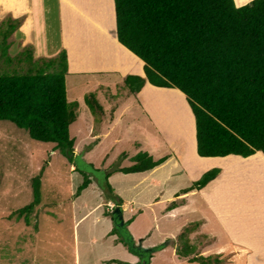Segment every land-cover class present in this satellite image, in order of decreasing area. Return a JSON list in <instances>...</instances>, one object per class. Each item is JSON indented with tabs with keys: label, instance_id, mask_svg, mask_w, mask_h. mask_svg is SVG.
<instances>
[{
	"label": "rangeland",
	"instance_id": "374dc122",
	"mask_svg": "<svg viewBox=\"0 0 264 264\" xmlns=\"http://www.w3.org/2000/svg\"><path fill=\"white\" fill-rule=\"evenodd\" d=\"M244 1L247 0H235L236 3ZM77 2L83 8H88L93 16L104 17L107 23L112 22L113 19L115 23L114 13L108 15L112 9L110 0H77ZM29 4L27 1V7ZM10 6L11 0H0V25L3 20H20L17 29L8 38L10 42L8 51L14 59L8 69L23 70L29 64L24 60L18 63V55L23 57V51L31 49L33 57L38 56H35L32 32H27L30 30L28 27L27 30L25 28L21 30L27 13L16 15L8 9ZM64 13L67 18L75 16L70 9H66ZM48 31L49 37L52 38L50 41H53L54 28L50 26ZM27 35L30 37L27 38ZM57 54L39 58L54 57ZM85 77L91 76L74 74L67 78L68 96L78 93L76 90L80 89L81 83L85 84ZM144 89L139 94L131 93L127 87L121 88V86L109 87V91L100 90L103 93L100 92L99 99L105 114L96 117L88 108L91 121L93 118V122L95 120L97 123L94 122L95 126H98L114 118L112 124L117 123V126L114 125L115 127L109 131L111 135L109 139L114 141L115 136L124 138L108 149L100 145L102 149L94 150L95 159L92 164H86L81 155H75L76 150H74L76 158L73 164L78 168L77 172L70 170L72 162L59 149L54 148L53 143L35 140L25 129L17 127L9 120H0V235L5 234L4 227H12V234H17L18 240L23 242L28 239L32 231L27 227H35L36 224L42 227L43 239L51 234L61 237L67 235L69 239L72 227H79L80 233H84L85 238L89 235L95 238L96 242L89 245L95 249L96 254L121 258L120 260L126 262L133 260L135 256L140 262V256L131 252L124 241L142 250L147 249L148 252H151L148 249L153 247L147 245L155 246L165 242L163 245L166 244L167 252L164 247L154 250L155 256L151 264H190L189 259L198 255L213 257L206 264H264V247H262L264 246V155L260 152L248 157L237 155L210 157L213 159L212 166L206 169L199 179L212 168H220V171L211 179V181L215 179L214 181L206 183L201 188L193 187L195 180L190 186L187 176L184 178L179 171H175L170 181L162 186H153L149 177L140 181L141 177L149 176L148 171L112 172L108 183L122 200L124 221L134 213L135 217L132 222L124 226L115 216L112 219L102 214L108 210L107 202L105 203V194L109 193L105 187L108 166L133 165L136 162L134 157L138 153L137 150L143 149H137L135 140L142 139L145 143L144 147L151 148L152 144L148 139L155 135L170 150L183 147L189 151L190 147L196 144L194 117L184 94L177 88L159 87L155 93L151 88ZM122 110L126 112L119 119ZM78 113V117L82 119L86 115L84 110ZM76 123L77 120H74L71 125V135ZM161 149L164 152V146ZM123 151L127 153L125 156L120 155ZM43 165L45 168L41 176V202L36 207V214L30 217V224L27 225L23 218L20 220H16L15 216L9 218L11 212L31 201V178L39 173ZM80 171L90 175L93 188L89 186L75 195L77 186L83 180ZM185 179L186 181H183ZM178 187L184 188L181 191L194 188L197 191L190 195L187 201L184 197L176 199V196L165 199ZM157 189L160 191L165 189L160 198H157L159 197ZM174 199L179 200L177 201L179 206L186 205L178 213L168 209L169 202ZM130 207L135 209L133 214L129 210ZM203 217L207 219L205 223H202ZM196 220H200L199 224H191ZM187 223L185 238L188 241H179L178 235L183 233L184 225ZM195 225L197 226L193 227ZM108 227L112 228V234L107 237L108 243H112L113 238L117 239L115 246L110 248L109 255L104 246L100 248V241H103L100 237ZM115 227L116 230H113ZM129 232L133 234L135 243H132ZM83 243L82 254L95 256L94 251H87L90 248L88 243L86 241ZM186 250L189 254L183 255ZM5 252L6 249L0 245V260ZM216 257L218 262L215 261Z\"/></svg>",
	"mask_w": 264,
	"mask_h": 264
},
{
	"label": "trees",
	"instance_id": "16d2710c",
	"mask_svg": "<svg viewBox=\"0 0 264 264\" xmlns=\"http://www.w3.org/2000/svg\"><path fill=\"white\" fill-rule=\"evenodd\" d=\"M114 11L118 41L144 63V76L127 75L123 87L137 93L147 80L184 93L194 117L196 150L202 157L264 155V0H250L240 6L235 0H114ZM18 22L8 19L0 25V120L11 121L35 140L53 143L73 162L75 140L70 125L76 120L78 102L67 99L66 51L34 58L27 49L23 57L17 56V62L24 60L29 66L8 69L14 62L8 38ZM85 102L96 117L105 114L96 92L86 93ZM134 160L133 165L118 171L148 170L164 158L153 160L141 152ZM44 168L31 178V201L11 212L9 218L30 223L41 201ZM219 171L208 170L193 187L201 188ZM80 173L83 180L75 195L91 182L88 173ZM107 178L105 187L113 193ZM176 204L172 201L169 208ZM108 214L114 216L113 211ZM186 226L178 235L179 241H188ZM124 244L140 256L135 264H149L152 252L163 247L160 244L148 252L127 241ZM186 254L187 250L183 252ZM212 258L198 255L189 260L206 264Z\"/></svg>",
	"mask_w": 264,
	"mask_h": 264
},
{
	"label": "crops",
	"instance_id": "0c3cea01",
	"mask_svg": "<svg viewBox=\"0 0 264 264\" xmlns=\"http://www.w3.org/2000/svg\"><path fill=\"white\" fill-rule=\"evenodd\" d=\"M27 1L30 3L28 7ZM110 1L112 9L110 14L108 12V15H111L113 12L115 18L114 0ZM249 1L250 0L244 1L242 3H235L237 6H240ZM8 9L19 16L27 13V16L25 15L26 18L21 27V30H24L23 28L27 30L26 27H28L30 30H27V32H32L31 38H33L34 40L33 47L34 51L36 52L35 56L41 57L55 55L61 49H64L66 51L68 62V73L65 79L67 99L68 101L78 102L76 117L77 123L73 127L72 135V124L70 125V135L75 140V155H81L86 164L94 163V150H97L99 148L102 149L100 145H104L105 149H108L112 144L121 142V139H123L124 137L120 138V136H115L114 141H111V139H109L111 137L109 131L117 126V123L112 124L114 118H110L108 120L109 123L107 122L106 124L95 126V124L97 123L94 120V124L93 118L91 121V117L87 110L89 106L85 102V95L88 92L95 91L99 99L100 92H102L100 90L109 91V87L114 88L117 86L125 88L123 87V81L127 75L138 74L144 76L143 61L118 41L116 35V20L115 23L113 19L112 22L107 23L104 17L97 18L96 16H93L89 9L86 7L83 8L81 4L77 2V0H11V6ZM66 9L72 10L75 13V16H69L67 18V15L64 13ZM50 26H52L55 31V39L53 41H50L52 40V38L49 37L48 29ZM28 35L27 38L30 37ZM74 74L83 76L89 75L91 77H85V84L81 83L82 86L80 87V89L77 88L76 90L78 93L70 97L68 96L67 78ZM96 74H101L102 76L96 77L94 76ZM113 74H115V76H113ZM145 87L151 88L153 90V93H155L156 89H159V87L152 85L146 80L136 94H139ZM163 88L168 89L167 87ZM80 110L86 111V115L83 119L78 117V112ZM125 112L126 110H122L120 112L119 119L123 117ZM148 140L152 144L151 148L144 147V140H135V144L138 147L137 149L143 148L140 151L137 150V152H147L153 160H157L159 158H164V160L160 164L148 170L139 171L141 173L148 171L149 175L141 177L140 181H143L144 179L149 177L151 180L150 183L153 186H162L166 182L170 181L171 175H174L175 171H179V173L181 172L183 174L184 178L185 176H187V181H189V184L191 186V184L193 183L192 181H197L200 175L206 169L212 166L211 163L213 162L211 160L213 159H211L210 157H202L198 155L196 144L195 146L192 145L189 151H187V149L183 147H180L178 149L171 148L170 150L169 147L161 142L155 135L151 136ZM163 146L164 152H162L163 149H161ZM51 152L54 151L51 150ZM105 152L107 153V151ZM152 152H154V154H152ZM126 154V151H123L120 155L125 156ZM122 167L124 166H108L109 170L106 172V176H108L107 180L109 179L112 172H118V170ZM70 170H72V172H77L73 162L70 164ZM165 173L167 174L165 175ZM190 178H193V180H189ZM183 181H186V179ZM89 186L93 188L92 179L87 187ZM182 189L184 188H176L172 193L173 196L171 195L165 199H170V197L174 198L176 196V199L184 197V199L187 201V198L197 191L196 188L191 189L187 192L181 191ZM164 191L165 189H161V191L160 189H157V192L159 193V197L157 198H160L163 195ZM105 196V203L107 202L106 208H108V210L102 212V214L113 219L112 215H107L110 211V206H119L122 211V217L124 220V207H122L121 205L122 200L118 196V193H116L113 189V193L109 192L105 194ZM176 199L172 201H179ZM172 201L169 202L168 209H173L172 211H176L177 213L179 212V210L183 209L186 206L185 204H181V206H179L177 202L176 206L169 208V205ZM39 204H37L36 207ZM36 207L35 212L32 215L36 214ZM113 207L112 211L114 209ZM129 210L132 212V214L133 212H135L134 207H130ZM132 216L135 217V213ZM130 217L128 218L130 219ZM116 219L117 221H119L118 218ZM201 220L204 221L202 223H205L207 221L206 217H203ZM125 223L126 221H124L123 225ZM124 226H126V224ZM4 228L5 229L3 232L5 234L0 235V245H2L4 249H6V252L0 260V264H135L139 260L138 257L135 256L133 260L126 262L125 260H120L121 258H114L110 256H104L102 254H96L95 249L89 245L96 242L95 238L91 235H89L88 238H85L84 233H80L79 227H72L69 239L67 238V235L61 237L56 234L48 235L45 237V239H43L42 227H27L29 229L31 228L32 231L31 233H29L28 239H25L23 242H20L18 240L17 234H12V227ZM83 231L87 232L86 229H83ZM129 233L133 242L135 243L133 234L131 232ZM111 234L112 228L108 227L100 237V239L103 240L100 241V248L104 246L108 251V255L110 248L115 246V242H117V239L113 238L112 243H108L107 237ZM84 241H86L90 246L87 251H94L95 256L82 254L81 250L83 248L82 245L84 244ZM163 243L165 242H161L160 244ZM139 244L141 245V243ZM147 246L155 247L157 245L152 246L151 244ZM163 247L166 249V244L165 246L163 245ZM154 252H152L149 264L152 263L153 257L155 256ZM170 255L174 258L172 254ZM194 263L190 262V264Z\"/></svg>",
	"mask_w": 264,
	"mask_h": 264
},
{
	"label": "water",
	"instance_id": "95a60500",
	"mask_svg": "<svg viewBox=\"0 0 264 264\" xmlns=\"http://www.w3.org/2000/svg\"><path fill=\"white\" fill-rule=\"evenodd\" d=\"M113 214H114L115 218H118L120 224L124 223V220H123V217H122V211H121L119 206H116L113 209Z\"/></svg>",
	"mask_w": 264,
	"mask_h": 264
},
{
	"label": "clouds",
	"instance_id": "9594fccd",
	"mask_svg": "<svg viewBox=\"0 0 264 264\" xmlns=\"http://www.w3.org/2000/svg\"><path fill=\"white\" fill-rule=\"evenodd\" d=\"M110 211H112V207H110ZM137 247V246H136Z\"/></svg>",
	"mask_w": 264,
	"mask_h": 264
},
{
	"label": "built area",
	"instance_id": "2783aa9c",
	"mask_svg": "<svg viewBox=\"0 0 264 264\" xmlns=\"http://www.w3.org/2000/svg\"><path fill=\"white\" fill-rule=\"evenodd\" d=\"M110 207H113V205H111Z\"/></svg>",
	"mask_w": 264,
	"mask_h": 264
},
{
	"label": "bare ground",
	"instance_id": "6f19581e",
	"mask_svg": "<svg viewBox=\"0 0 264 264\" xmlns=\"http://www.w3.org/2000/svg\"><path fill=\"white\" fill-rule=\"evenodd\" d=\"M261 153V152H260Z\"/></svg>",
	"mask_w": 264,
	"mask_h": 264
}]
</instances>
